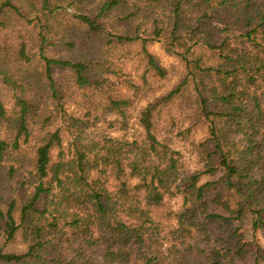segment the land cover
<instances>
[{"label":"trees","instance_id":"16d2710c","mask_svg":"<svg viewBox=\"0 0 264 264\" xmlns=\"http://www.w3.org/2000/svg\"><path fill=\"white\" fill-rule=\"evenodd\" d=\"M159 41L185 68L167 92ZM187 96L208 136L182 177L160 135ZM0 222L27 244L0 264H245L244 227L264 232V0H0Z\"/></svg>","mask_w":264,"mask_h":264},{"label":"rangeland","instance_id":"374dc122","mask_svg":"<svg viewBox=\"0 0 264 264\" xmlns=\"http://www.w3.org/2000/svg\"><path fill=\"white\" fill-rule=\"evenodd\" d=\"M71 11V9H70ZM219 29V30H217ZM223 27L218 25L213 28L212 32L219 35L222 32ZM169 43V42H168ZM165 42H155L149 50L158 59L159 64L165 68L168 72V79L164 81H157L156 85L161 91H170L176 88L183 80L185 68L183 63L177 57L171 55L169 51V44ZM129 74L135 75L142 70L138 69L136 65H132L131 62H124L123 66ZM5 105L11 115L13 110V102L11 95L6 90L2 93ZM187 96L183 101H177L175 106L170 112H166L161 122L162 139L168 142L175 150L180 153L182 162V177L190 174H194L202 169L203 163L201 161V144L207 139V125L202 124L194 114L195 104H192L187 100ZM146 102H140L139 107L145 105ZM131 132L137 130L136 126L131 127ZM120 133H114L118 135ZM205 181V180H204ZM179 198L169 201L164 206L160 213L156 214V218L169 228L172 226V222L168 221L164 215L170 211H176L179 208ZM244 235L246 240L247 249V261L245 264H264V232L253 231L249 222L244 227ZM0 245H4L3 239V224L0 222ZM26 243L21 237H18L14 243H8L4 245V249L7 252L23 253L26 249ZM200 249L204 250L202 253H198L196 260L203 263V258L208 255L209 246L204 244L199 245Z\"/></svg>","mask_w":264,"mask_h":264}]
</instances>
